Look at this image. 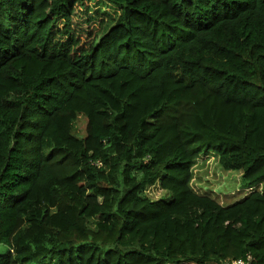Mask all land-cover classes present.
I'll list each match as a JSON object with an SVG mask.
<instances>
[{
  "label": "trees",
  "instance_id": "16d2710c",
  "mask_svg": "<svg viewBox=\"0 0 264 264\" xmlns=\"http://www.w3.org/2000/svg\"><path fill=\"white\" fill-rule=\"evenodd\" d=\"M103 1L0 0V264H264V0Z\"/></svg>",
  "mask_w": 264,
  "mask_h": 264
},
{
  "label": "rangeland",
  "instance_id": "374dc122",
  "mask_svg": "<svg viewBox=\"0 0 264 264\" xmlns=\"http://www.w3.org/2000/svg\"><path fill=\"white\" fill-rule=\"evenodd\" d=\"M89 11L84 12L79 5L76 6V12L73 15L76 21L81 39L88 41L92 34L100 35L102 31L111 23V17L116 15V10L111 4L103 0H87ZM102 10L104 12H102ZM88 15H91L89 20H85ZM86 117L83 114H78L74 121V131L79 135L85 134ZM203 157L196 160L194 165V176L192 185L197 190H209L212 195L217 197L222 203L227 204L244 194L247 189L243 188L240 178L241 170L221 168L215 154H202ZM146 193L150 198H156L166 194V190L160 187L158 183L150 185L146 189ZM93 225V220L90 221ZM6 245L0 242V252L6 250ZM182 264H197L194 261H183ZM229 264V263H221ZM238 264V263H237Z\"/></svg>",
  "mask_w": 264,
  "mask_h": 264
},
{
  "label": "built area",
  "instance_id": "2783aa9c",
  "mask_svg": "<svg viewBox=\"0 0 264 264\" xmlns=\"http://www.w3.org/2000/svg\"><path fill=\"white\" fill-rule=\"evenodd\" d=\"M236 262V264L238 263V264H246L245 262H243L242 260H237V261H235Z\"/></svg>",
  "mask_w": 264,
  "mask_h": 264
}]
</instances>
